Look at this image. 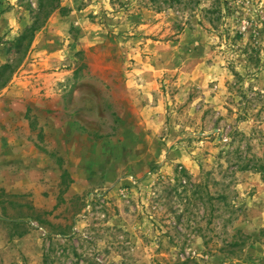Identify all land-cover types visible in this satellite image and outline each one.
<instances>
[{"label":"rangeland","instance_id":"374dc122","mask_svg":"<svg viewBox=\"0 0 264 264\" xmlns=\"http://www.w3.org/2000/svg\"><path fill=\"white\" fill-rule=\"evenodd\" d=\"M60 5L0 79V106L27 108L17 112L43 131L59 126L64 100L93 145L61 154L38 135L59 171L27 192L0 189V264H264V172L238 170L242 157L264 169V0ZM38 9V0H0V67L15 61L10 49ZM208 172L239 209L230 233L254 241L240 256L207 251L187 217L181 234L169 230L177 219L153 198L160 181ZM23 204L46 213L48 227L12 221ZM61 231L69 242L49 235Z\"/></svg>","mask_w":264,"mask_h":264},{"label":"trees","instance_id":"16d2710c","mask_svg":"<svg viewBox=\"0 0 264 264\" xmlns=\"http://www.w3.org/2000/svg\"><path fill=\"white\" fill-rule=\"evenodd\" d=\"M154 9H159L164 4L169 2H182L183 0H149ZM190 3L194 0H189ZM196 1V0H195ZM39 9L35 13L33 25L28 27L13 43L10 51L14 52L15 61L7 63L0 67V79L7 73L12 74L17 65L25 59V55L31 46L36 33L45 25L49 17L58 9L61 8L60 0H38ZM7 78L1 87H5L8 83ZM251 160H246L245 157L240 159L238 170L263 173L262 166H250ZM252 161H255L254 159ZM222 184L217 181L213 174L208 172L199 177L185 176L181 179H176L174 182L160 181L153 198L158 205H162L164 212L167 215H173L177 221L176 224L166 225L169 230L181 234L179 231L182 217L188 218V221L194 223V230L203 241L207 251L220 253L227 256L237 257L253 244V239L250 235L245 234L242 230H235L230 233L231 225L236 221V213L239 210L236 205L230 201L229 189L225 187L221 189ZM6 195V194H5ZM9 199H15L16 196L10 195ZM0 204L2 202L0 201ZM5 205H12V202H3ZM4 205V206H5ZM16 209H21L16 217H12L17 225L27 219L35 221L39 227L47 228L49 223L42 219L43 213L37 208L27 205H15ZM3 210H7L6 207ZM19 223V224H18ZM175 224V225H174ZM25 234L22 233V235ZM264 234V231H263ZM50 237L61 236L66 242L71 240L66 232L49 233ZM176 237H169V244H176ZM158 264H200L195 259H178L176 261L162 259Z\"/></svg>","mask_w":264,"mask_h":264},{"label":"crops","instance_id":"0c3cea01","mask_svg":"<svg viewBox=\"0 0 264 264\" xmlns=\"http://www.w3.org/2000/svg\"><path fill=\"white\" fill-rule=\"evenodd\" d=\"M61 101V114L55 119L58 120L56 122H59V126L56 128L54 126L45 127L43 131L44 125L42 123H39L41 128L34 127L32 130L30 128L31 122L26 120V114L17 112V110H23L25 107L20 105L0 106V189L14 193L27 192L38 184V178L47 179L59 171L54 162L36 148L39 145L38 135L42 132L45 137V144L49 145L51 150L56 148L61 154L66 153L63 150L60 151L59 147L66 146L70 149L69 153L80 155L88 152V143L93 145L89 133L85 131L83 126L77 124V119H71L67 116L66 110L69 109V106L63 105L64 100ZM41 108L50 111V116L56 114L53 105H44ZM65 117L67 119H64ZM68 123H71V128L67 126ZM33 124L35 125V123ZM70 129L72 130L70 131ZM68 160L72 164L76 163L77 169L80 168L77 160L81 159L69 158Z\"/></svg>","mask_w":264,"mask_h":264}]
</instances>
